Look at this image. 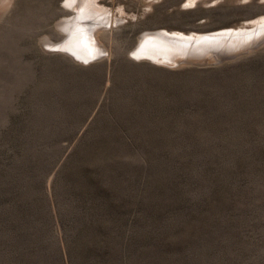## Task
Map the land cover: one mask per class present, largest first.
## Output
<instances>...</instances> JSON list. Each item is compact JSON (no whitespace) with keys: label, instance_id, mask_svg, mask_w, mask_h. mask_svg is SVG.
<instances>
[{"label":"rangeland","instance_id":"374dc122","mask_svg":"<svg viewBox=\"0 0 264 264\" xmlns=\"http://www.w3.org/2000/svg\"><path fill=\"white\" fill-rule=\"evenodd\" d=\"M87 1L0 0V264H264V0ZM78 11L85 63L58 48Z\"/></svg>","mask_w":264,"mask_h":264},{"label":"bare ground","instance_id":"6f19581e","mask_svg":"<svg viewBox=\"0 0 264 264\" xmlns=\"http://www.w3.org/2000/svg\"><path fill=\"white\" fill-rule=\"evenodd\" d=\"M66 5L71 7V9L72 7L73 9L75 7H77V9L82 7L80 8L82 10L83 8L85 10H92L89 12V14L91 15L93 14L95 15V12H96V9H92L90 1H87V0H76L75 3L69 2V3H66ZM81 13H79L78 11V13H76V15L72 17L71 19H64V21H61L58 24L59 28H62L61 33L62 32L64 33V37L62 38V40L65 39L66 41L62 45L61 43H59L60 44L58 45L59 50H63L64 53L69 54L73 59H75V61L78 60V62L79 61L84 62V60H82L81 55L86 56V58H88V57L95 56L98 53L97 50L94 51V48L98 46V42L96 41L94 42L93 39H91L90 36L87 35V33L85 32L86 30L85 31L81 30L83 29V27H87L85 25L89 24L88 22H85L87 19L83 21L84 15ZM90 25H93V24H90ZM232 32L239 33V34L238 36H236V35L231 34L230 32H227L226 34L221 35L223 34V32H219V33H214V34H207L201 37H193L194 39L192 41L190 40L192 38H189V37L186 38L182 35H178V36L168 35L163 32L146 33V36L143 39L139 40V43L136 46L134 53L136 55V58L140 60L147 59V60L155 62V64L157 63V64L164 65V66H169V65L173 66V64L177 63L176 56H178L179 52L185 51L184 54L188 53L187 55H185V58L187 59L189 57V59L187 62L183 63V65L189 66L193 64L192 63L193 61L195 62V61L205 60L206 54L204 53H207V51L210 50L209 47H211L212 45L222 40L223 41L220 43L221 44L220 46L227 43V40H228V43L230 44L234 43L235 46H237L236 48H240V49L246 48L247 45H245L246 43L244 42H246V40L249 39V37H251L252 34L250 35V34H247L246 32L240 34V32H237V31H232ZM96 33L94 34V36L96 35V39L97 41H99L101 39V33H99L98 31ZM147 35L153 36V37L150 38ZM236 37H239V39L235 40ZM153 38H156V40H152ZM253 44L252 46L254 48ZM218 45L219 44H217V47ZM176 48L178 49V52L175 51ZM245 50H247V48ZM234 52H237V50ZM199 53L202 55H200Z\"/></svg>","mask_w":264,"mask_h":264},{"label":"snow or ice","instance_id":"6c2138e0","mask_svg":"<svg viewBox=\"0 0 264 264\" xmlns=\"http://www.w3.org/2000/svg\"><path fill=\"white\" fill-rule=\"evenodd\" d=\"M69 2L75 3L76 0H65V3H69Z\"/></svg>","mask_w":264,"mask_h":264}]
</instances>
